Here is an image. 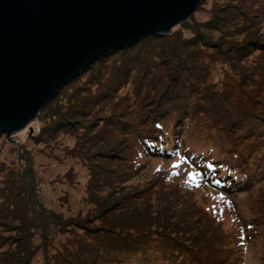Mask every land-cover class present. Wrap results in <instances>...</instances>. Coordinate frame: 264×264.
<instances>
[{
    "label": "trees",
    "instance_id": "16d2710c",
    "mask_svg": "<svg viewBox=\"0 0 264 264\" xmlns=\"http://www.w3.org/2000/svg\"><path fill=\"white\" fill-rule=\"evenodd\" d=\"M203 2L201 0L199 5ZM218 9L225 10L216 12ZM250 9L264 16V0H235V4L227 1L223 8L210 7L205 22L196 23L190 18L189 25L188 22L180 24L168 35L151 36L129 48L109 52L85 72H80L92 87L76 90L75 94L84 95L76 107L68 112L54 109L45 114L52 119L47 128L37 129L34 140L48 138L58 129L71 133L70 136L75 134L74 147L69 153L78 151L99 163L94 171L95 178L88 183L91 190L98 183L109 186L122 177L135 176L153 161L170 164L174 157L190 167L203 169L205 183L224 192L241 187V182L231 175L234 161L246 181V189L249 188L251 175L239 166L242 160L237 156L244 148L252 151L264 143V38L253 31L239 43H233L230 36L232 31L247 27L249 19L246 16ZM238 22H243L242 27L230 31ZM183 31L189 35L184 36ZM248 58L255 64L258 62L255 79L250 77L253 71L246 67ZM218 64L221 72L225 74L228 70L230 76L237 77L220 90L211 81L212 68ZM246 81L256 87L247 88ZM127 83L130 90H127ZM229 86H234L238 95L234 96ZM240 92L243 97L237 98ZM70 98L67 102L78 99L76 95ZM195 127L206 131L207 141L214 147L221 146L222 154L229 156V152L237 149L238 155H231L235 160L228 164L224 158L218 159L217 152H213L215 148L191 147L194 140L190 144L189 138L202 140L197 131H193ZM77 133H80L78 137ZM95 145L96 149L91 151ZM26 159L30 161L28 156ZM214 160L220 165L213 164ZM1 166L0 227H22L24 230L22 238L18 234L14 237L16 252L2 254L0 264H6L8 257L16 259L20 252L32 250V235L42 232L51 216L43 215L40 220L43 226H38V210L26 179L22 180L21 174L15 171L7 175ZM172 178L170 168L161 176L168 184L174 183ZM89 198L93 200V196ZM114 203L103 207L98 214L111 210ZM135 207L138 206H131ZM96 211L79 218L89 228L79 229L77 223L70 224L68 220L57 224L59 231L68 230L72 236L69 246H62L56 253V264H128L126 260L129 264H233L228 260L233 250H226L218 243V225L215 237L211 235L220 255L210 256L199 247L204 244L207 249L210 244L214 248L210 234L207 238H193V243L185 241L184 226L189 229L194 225L192 222L190 226L183 225L159 213L158 218L162 220L142 217L125 221L116 215L113 221L107 223L103 217L99 224L92 225L91 221L98 217ZM207 222L213 224L212 220ZM15 261L7 264H15Z\"/></svg>",
    "mask_w": 264,
    "mask_h": 264
},
{
    "label": "rangeland",
    "instance_id": "374dc122",
    "mask_svg": "<svg viewBox=\"0 0 264 264\" xmlns=\"http://www.w3.org/2000/svg\"><path fill=\"white\" fill-rule=\"evenodd\" d=\"M227 1L230 4H235V0H204L203 5L200 4L180 24L188 22L189 25L190 18H194L196 23L205 22L209 18L210 12L206 13V11H209L210 7L223 8ZM223 10L225 9H218L216 12H222ZM249 13L246 16L249 19L246 23L247 27L242 29L243 22H238V24L229 29L231 31L237 27L241 28L238 31H232L230 39L233 43H239L253 31H257V34L259 36L262 35L264 38V16H260L258 11L251 9ZM180 24L172 27L165 35L170 34L172 30H176ZM182 33L184 36L189 35L187 31ZM96 62H93L92 65ZM245 64L248 70L253 71V75H250V77L255 79L254 70L258 66V62L255 64L252 58H248ZM219 68L220 64L214 65L211 71V81L218 90L222 89L224 85L232 83L237 78L230 76L228 70L224 74ZM246 83L247 88L254 89L256 87V84L251 81H246ZM66 84L60 88L55 95L56 97L52 98L53 100L51 99L49 103L47 102L48 105L43 112L41 109L37 117L23 130L12 133L9 136L6 134L0 136L1 167L7 172V175L10 171H15L17 174H21L22 180L26 179L27 187L31 189V194H33L35 200L34 207L38 210L37 225L43 226V224H40L43 215L51 216L50 223H47L49 225L43 227L42 232L32 235L30 240L32 250L30 252H20L16 259L11 256V258L8 257L6 264L9 261L12 262V260H16L15 264H51V262L56 264V253L60 252L62 246H69V240L72 236L67 232L68 230L59 231L57 224L68 220L70 224L77 223L80 226L77 227L79 229L89 228L88 225L79 220L80 216L83 217L90 214L93 210H97L96 213L98 214L103 207L113 201L115 203L112 205L111 210L107 209L99 213L98 217L91 221L92 225L100 223V219L102 220L103 217L108 223L113 221V217L116 215L122 219L124 218L125 221H129V219L140 220L142 217L158 218L160 213L165 219L166 216H171L172 222L177 220L183 225L188 224L190 226L189 222L194 224L189 229L184 226L183 234H185L186 242L191 241L193 243L195 237L207 238V235L210 234V243L214 245V248H211L209 244L206 249L204 244L203 246L199 244V247H203L202 251L208 252L210 256L220 255L218 254L220 253L219 249L213 244L214 239L212 237V235L215 237L214 230L217 229L218 225L217 231L220 235L217 237L218 243L220 242L221 245L225 246L226 250H233L232 255H229V262L233 261V264H264V143L252 151L244 148L241 155H238L237 149L234 152H229L231 155H238L237 159L242 160L239 166L251 175V183L247 189L245 187L246 181H243L244 178L236 168L234 161L231 175L241 182V187H234L224 192L219 187L205 183L202 175L203 169H197L194 166L190 167L174 157L175 159L170 164L153 161L144 171L135 176L122 177V179L109 186H102L101 183H98L97 187L91 190L88 183L92 177L95 178L94 171L98 169L97 164L99 163L91 156L85 157L84 154L78 151L69 153L74 147L75 134L70 136L71 133H64L58 129L52 136L45 137V139L34 140L35 136H33L37 134L38 128H47L49 120L52 119H49L45 114L54 109L61 112L73 110L84 96L75 94L76 90L81 87L87 89L92 87L91 84L86 82L84 73H79ZM126 87L128 88V83ZM229 87H231L229 90H232L234 96L238 95L239 92L237 89H233L234 86ZM127 90L130 89L128 88ZM73 95H76L78 99L74 100V102H67L68 98ZM242 97L240 92L237 98ZM196 128L193 131H197V136L201 137L202 140L189 138L187 142L190 144L194 140L191 147L202 148L203 150L215 148L213 152H217L218 159L224 158L228 164L235 160L231 155L222 154L224 150L221 146L214 147V145H210V141H207L206 131L204 133L202 129L197 128V130ZM210 133L214 137V133ZM79 134L77 133V137ZM250 139L252 138L249 137V141ZM20 145L21 147L19 148ZM96 147V145L93 146L91 151H94ZM229 150L231 151L232 149L230 148ZM19 152H21V155ZM248 153L249 155L246 156ZM27 156L30 161L26 159ZM219 163L217 160L213 161L215 165ZM168 168L173 173L172 181L174 183L168 184L161 180L162 174ZM159 170L163 173H159V175L154 173V171ZM191 174H195L194 179H190ZM92 196L93 200H98V202L90 200L89 197ZM133 205L138 207L131 208ZM76 215L77 217H75ZM208 220H212L213 224L207 222ZM73 227L76 228V225H73ZM151 228V230H154L153 227ZM37 231H39L38 228ZM22 232H24L22 227H0V241H2L0 244V260L2 254L6 256L16 252L15 244L17 242L14 237L18 234L22 238ZM226 255L227 253L225 257ZM21 257L24 260L20 259ZM126 261L128 264L130 263L129 260Z\"/></svg>",
    "mask_w": 264,
    "mask_h": 264
},
{
    "label": "water",
    "instance_id": "95a60500",
    "mask_svg": "<svg viewBox=\"0 0 264 264\" xmlns=\"http://www.w3.org/2000/svg\"><path fill=\"white\" fill-rule=\"evenodd\" d=\"M201 0H0V136L109 52L165 35Z\"/></svg>",
    "mask_w": 264,
    "mask_h": 264
},
{
    "label": "snow or ice",
    "instance_id": "6c2138e0",
    "mask_svg": "<svg viewBox=\"0 0 264 264\" xmlns=\"http://www.w3.org/2000/svg\"><path fill=\"white\" fill-rule=\"evenodd\" d=\"M194 177H195V174H191L190 179H194Z\"/></svg>",
    "mask_w": 264,
    "mask_h": 264
}]
</instances>
